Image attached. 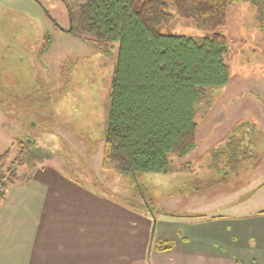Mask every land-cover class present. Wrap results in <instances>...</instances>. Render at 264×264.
<instances>
[{
	"label": "rangeland",
	"instance_id": "1",
	"mask_svg": "<svg viewBox=\"0 0 264 264\" xmlns=\"http://www.w3.org/2000/svg\"><path fill=\"white\" fill-rule=\"evenodd\" d=\"M53 20L68 27L63 0H0V126L10 136L0 171L16 166L15 180L25 181L38 167H56L73 181L103 195L112 194L122 202L133 196L134 201L143 204L145 196L153 216L166 225L198 224L201 219L219 216L244 219V215L264 209V185L258 186L264 180V131L253 141L255 157L260 158L256 167L252 165L255 159L250 158L251 149L244 154L238 172L224 174L205 167L211 162L207 151L222 148L236 120L234 113L225 112L230 97L237 91L259 88L263 93L260 98L264 99V9L260 11L251 2L242 1L227 10L225 25L219 31L228 43V81L213 88L208 103L196 106L197 144L193 150L182 157L168 155L193 171L138 172L135 186H131L129 175L101 168L117 42L102 54L89 42L58 28ZM158 31L208 34L192 21L176 17L160 25ZM243 106L249 116L260 114L256 101ZM229 247L247 264L251 255L256 256L255 250L245 253ZM159 253L152 250L151 261ZM160 255L167 257L169 253ZM224 260L217 264H225Z\"/></svg>",
	"mask_w": 264,
	"mask_h": 264
},
{
	"label": "trees",
	"instance_id": "2",
	"mask_svg": "<svg viewBox=\"0 0 264 264\" xmlns=\"http://www.w3.org/2000/svg\"><path fill=\"white\" fill-rule=\"evenodd\" d=\"M63 1L72 35L102 54L117 42L104 122L102 170L129 175L131 186L136 185L138 172L186 170L183 163H175L168 155L182 157L193 150L196 106L208 103L213 88L228 81V43L219 31L225 25L227 10L234 3L249 1L262 11L264 0ZM175 17L192 21L208 34L158 31ZM234 134L228 147L212 150L213 167L222 164L234 171L239 164L241 158L232 150ZM8 149L0 153V167ZM16 171V166L0 171V201L15 182ZM104 195L122 202L107 192ZM134 200L131 196L122 203L152 217L149 239L153 248H172L173 241L155 236L156 218L150 201L145 196L143 204Z\"/></svg>",
	"mask_w": 264,
	"mask_h": 264
},
{
	"label": "crops",
	"instance_id": "3",
	"mask_svg": "<svg viewBox=\"0 0 264 264\" xmlns=\"http://www.w3.org/2000/svg\"><path fill=\"white\" fill-rule=\"evenodd\" d=\"M261 94L259 88L237 91L230 97L231 103L225 105V112L234 113L236 120L222 147H228L235 132L232 150L241 158L236 172L250 149V158L255 159L253 167L259 165L260 158L255 157L252 146L256 136L264 131ZM254 101L260 114L249 116L243 105H253ZM9 145L10 136L0 126V153ZM207 153L212 162V151ZM211 162L205 167L224 174L230 172L231 167L222 164L213 167ZM24 179H16L0 201V264H217L223 258L225 264L238 261L247 264L229 245L245 253L255 250L250 264H264V209L246 214L244 219L219 216L201 219L198 224L190 222L192 225L179 222L166 225L156 219L155 236L171 240L174 245L160 251L151 261L149 253L155 250L150 248L149 239L152 217L146 212L73 181L49 165L36 168ZM262 184L264 180L258 186ZM257 214L261 215L253 216ZM163 252L169 255L160 257Z\"/></svg>",
	"mask_w": 264,
	"mask_h": 264
},
{
	"label": "flooded vegetation",
	"instance_id": "4",
	"mask_svg": "<svg viewBox=\"0 0 264 264\" xmlns=\"http://www.w3.org/2000/svg\"><path fill=\"white\" fill-rule=\"evenodd\" d=\"M53 22H54V24L58 27V28H60L61 30H63V31H69V30H67L68 29V27L67 28H65V27H63L62 25H59L55 20H53Z\"/></svg>",
	"mask_w": 264,
	"mask_h": 264
},
{
	"label": "water",
	"instance_id": "5",
	"mask_svg": "<svg viewBox=\"0 0 264 264\" xmlns=\"http://www.w3.org/2000/svg\"><path fill=\"white\" fill-rule=\"evenodd\" d=\"M67 30H69V27H68V29Z\"/></svg>",
	"mask_w": 264,
	"mask_h": 264
}]
</instances>
